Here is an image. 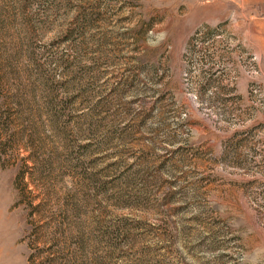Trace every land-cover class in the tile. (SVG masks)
<instances>
[{"label": "rangeland", "instance_id": "1", "mask_svg": "<svg viewBox=\"0 0 264 264\" xmlns=\"http://www.w3.org/2000/svg\"><path fill=\"white\" fill-rule=\"evenodd\" d=\"M56 2L57 63L14 69L34 104L2 107L0 264L59 219L51 264H264V0Z\"/></svg>", "mask_w": 264, "mask_h": 264}, {"label": "trees", "instance_id": "2", "mask_svg": "<svg viewBox=\"0 0 264 264\" xmlns=\"http://www.w3.org/2000/svg\"><path fill=\"white\" fill-rule=\"evenodd\" d=\"M60 6L56 0H0V126L7 124L8 116L3 114L4 109L10 108V103L18 107L16 110L19 114L20 110H29L32 108L35 100V95L31 89L27 91L13 92L8 88L10 76L14 74H28L24 63L34 65V70L38 73L40 66L36 64L43 61L53 65L57 63L55 57L50 51L37 49L35 46L38 36L41 34L42 26L52 18L59 15ZM63 13L62 15H64ZM66 16V14H65ZM68 20V17H67ZM71 24H65L62 29L61 40H69L72 36L70 30ZM63 36V37H62ZM37 57H40L39 59ZM28 76V75H27ZM9 89V90H8ZM8 111V110H7ZM21 114V113H20ZM19 118V117H18ZM117 163H110L108 167L116 166ZM43 226L37 231L43 229ZM68 223L65 220H57L50 233L48 248L45 250L40 248L35 250V253H30L27 256L28 264H35L37 258L41 261L38 264H51L45 254L50 253V256L55 250H60L61 247H67ZM74 261L73 257H68L66 264H71Z\"/></svg>", "mask_w": 264, "mask_h": 264}]
</instances>
